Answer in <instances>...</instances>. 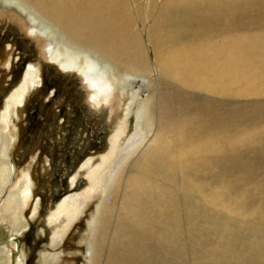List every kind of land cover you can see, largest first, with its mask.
<instances>
[{"label": "rangeland", "instance_id": "374dc122", "mask_svg": "<svg viewBox=\"0 0 264 264\" xmlns=\"http://www.w3.org/2000/svg\"><path fill=\"white\" fill-rule=\"evenodd\" d=\"M86 1L23 0L42 15L34 24L16 0H0V134L11 138L14 165L0 208L26 181L30 190L18 230L0 209V264H97V236L98 264H264V0H110L92 8ZM87 38L105 58L115 54L113 65L136 83L105 73L111 90L94 97L82 73L50 59V46L57 53ZM26 49L34 58L12 91L25 88L17 102L4 86ZM49 61L72 79L46 104L35 86ZM32 69L35 81L27 79ZM142 95L143 129L134 114ZM173 123L174 155L136 168L140 148L132 150ZM130 161L149 177L136 200L142 221H128V238L117 244L97 207L104 197L114 203L111 188L117 177L126 184ZM67 174L68 193L53 201ZM73 198L81 205L73 208Z\"/></svg>", "mask_w": 264, "mask_h": 264}, {"label": "bare ground", "instance_id": "6f19581e", "mask_svg": "<svg viewBox=\"0 0 264 264\" xmlns=\"http://www.w3.org/2000/svg\"><path fill=\"white\" fill-rule=\"evenodd\" d=\"M38 1L41 2L42 0H38ZM16 2L20 6L21 10L27 13L26 15L34 24H36V21H34L33 17L41 19V17L38 16V14L36 13L38 12L40 14V12L39 10L35 8L33 3L32 5H27L23 3V0H16ZM86 2L88 6H91L92 8V7L104 6L107 3H110V0H91V1L87 0ZM149 43H150V46L152 47V50L155 49L156 47L155 41L149 40ZM72 47L75 48L78 52L81 49H89V50L94 49L97 55L94 57H91L89 55L84 56L80 52H79V55H76L75 53L70 51V48ZM62 48L65 50H59L57 53H55L54 46H50L48 48L50 59H52L53 61L59 62L64 69H73V70H77L80 73H82V75L84 76L89 86L95 90L94 95H93L94 97L95 96L97 97V95H101L103 97V95L107 94L109 90H111L112 82L105 73H108L114 81L119 82V83H123V84L125 83L135 84L136 83V80L129 79L128 78L129 76H127L126 73L119 72V70L115 67V65H113V61H116L117 63H119V60L117 59L115 54L113 55V53L108 52V54L113 56V58L111 59L105 58L107 52L104 49H102V46H100V42L93 38H87L86 40H83V41H77V43L66 42L64 47ZM66 50H68L70 53ZM95 73H98V75L100 76L104 75L106 80L98 79L97 77L94 76ZM26 74H27V79H28V76L31 79L33 78L35 79L37 77L36 69L30 70ZM34 79L33 81H35ZM138 83L144 84L143 81H139ZM24 89H22V91L12 94V97L15 98L16 101H17V98H19L17 102L21 101L20 99H22L21 97L24 93ZM148 92H150L149 89H148ZM145 95H142L140 99L137 102H135L136 103L135 107L133 106L135 109L134 114H136L137 119L140 123L138 125H142V129H143L145 120L148 119L147 115L149 114L148 108H147L148 97H146L145 99L142 98ZM149 121L152 122V119H150ZM168 123H171V122H168ZM167 129H168V125L166 126L165 130L163 129L161 132L159 133L157 132L156 135H154L155 137L154 139H152L151 142H149L150 139L143 140L132 150V153H133L136 150H138V148H140L138 156L137 158H135V160L137 159L136 168H140V167L144 168V166L147 165V163L151 159V156L153 155L158 154L160 158H162V160H164V158L168 155L170 156L174 155V154L172 155L170 154L171 151L169 152L170 144L167 138H170L171 139L170 141H172L173 138L180 137V132L176 126L174 128V123H173L172 129H170V132ZM5 135L2 136L0 134V194L3 192L4 188L9 184L10 179H11V172H12L11 163L9 160L10 158L8 154L9 147L11 145V138L8 137L7 134ZM183 151H184L183 148H181V154L183 153ZM132 164L133 163H131L130 161L128 172L129 170L131 171L132 169H133L132 170L133 172L131 171V173H129L131 175L130 176L128 175L129 177H128V181L126 182V184L123 183L124 185L122 187L121 185L119 186V184L121 183V182L119 183V177H117L115 179V182L113 183L114 187H112L111 190L115 192L114 193L115 195L114 203H108L109 202L108 197H104L102 204L99 205V207H97L98 223H103V225H105L106 228L108 226L111 227L114 239H117V238L119 239V242H117V244L122 243L123 240L128 238L127 233L129 232L127 231L126 228L129 226V222L135 224V223H139L142 221V213L140 212L141 207L139 205V202L136 200H138L140 189L146 186L145 181L147 180V177L149 176L146 175L147 176L146 177L140 171H134L135 164H133V166ZM145 170H149V169H145ZM26 182L23 185L22 189L20 187L21 191L18 194L13 193V192L8 194L6 200L4 201L3 205L0 208L1 210H3V212H5V214L10 216L12 225L16 228V230H18V228L21 226V222L19 221V215L24 206V201L27 197V194H29V191H30L28 184ZM111 190L110 192H112ZM70 200L71 201L73 200V205L76 204L74 206L72 205L73 208L80 204L75 198L70 199ZM66 206L67 205H65V208ZM124 220H125V224H124ZM100 225L103 226L102 224ZM98 232H101V231L99 230ZM104 232H103V235H104ZM96 246L98 248L97 253H96L97 255L96 263L98 264V261L100 262V254L101 252H103L102 250H104L103 244H101V241L99 240L98 236L96 239Z\"/></svg>", "mask_w": 264, "mask_h": 264}, {"label": "flooded vegetation", "instance_id": "af4514ba", "mask_svg": "<svg viewBox=\"0 0 264 264\" xmlns=\"http://www.w3.org/2000/svg\"><path fill=\"white\" fill-rule=\"evenodd\" d=\"M17 41L19 42V45L22 46V43L24 41L20 40L17 38ZM33 54L29 53V51L26 49L25 52L21 51L20 53H18V55H15L14 61H12L11 63V74H10V79L8 80V82L5 84L4 88L6 92H9L8 94H10L15 87L17 86V81L19 79L20 76H22V74L26 72V69L28 67V65L30 64V59H33ZM71 78V74L67 73L66 70H62L61 68L54 66L52 64V62H43L42 66H41V73H40V83L37 84L35 86V88H38L39 91H42L43 96L46 97V104H49L50 101L53 99V97H56L57 92L59 90V88H63L66 87L68 84H66L67 80H69ZM72 79V78H71ZM68 83H71L70 81ZM71 88H74V85L70 86ZM13 93V92H12ZM12 93L10 94V96L12 95ZM6 94V93H5ZM4 96V94L2 95ZM9 96V98H10ZM35 97V96H33ZM68 96L65 95L64 99L67 100ZM28 101V99H27ZM63 105V104H62ZM61 105V108H63ZM37 108V110L34 112L32 111L31 114H29V120L31 123H29V126L27 127V129L30 126L34 125V118L36 116L37 111H39V105L35 106ZM34 107V108H35ZM74 109L76 111V114L78 115V106L75 104L74 105ZM36 119V118H35ZM85 130H88L87 126L85 127ZM22 133H20L21 136ZM10 155V153H9ZM82 155L79 157L81 158ZM10 163L13 165L11 158L9 159ZM76 164V163H75ZM13 173V171H12ZM13 176V175H12ZM11 176V179H12ZM69 174H67L63 180V187L54 192L53 201H59L60 198H62L64 195H66L68 193V178H69ZM29 179H30V174H29ZM33 230H29V232H26V237H27V241L30 237V234H33ZM45 239V236H44Z\"/></svg>", "mask_w": 264, "mask_h": 264}]
</instances>
